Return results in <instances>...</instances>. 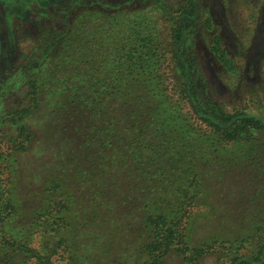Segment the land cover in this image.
Returning a JSON list of instances; mask_svg holds the SVG:
<instances>
[{"label": "rangeland", "instance_id": "rangeland-1", "mask_svg": "<svg viewBox=\"0 0 264 264\" xmlns=\"http://www.w3.org/2000/svg\"><path fill=\"white\" fill-rule=\"evenodd\" d=\"M145 37L159 59L146 86L165 96L123 95L82 121L83 72L114 73L119 45ZM183 47L202 103L264 125V0H0V264H264V130L212 134ZM119 105L118 139L103 120L117 129ZM158 214L176 240L151 251Z\"/></svg>", "mask_w": 264, "mask_h": 264}, {"label": "trees", "instance_id": "trees-1", "mask_svg": "<svg viewBox=\"0 0 264 264\" xmlns=\"http://www.w3.org/2000/svg\"><path fill=\"white\" fill-rule=\"evenodd\" d=\"M185 29V24L181 25L180 23L175 24L174 28V35L173 38L179 43H184L183 39V32ZM146 41L142 48L147 47L146 50L142 49L141 51H138V47L140 46V43L133 42L132 45L130 43H121L119 45V55L118 57L112 59L116 66V70L114 73L110 72L108 75L104 74H95V73H86L88 74V77H84V80L86 82H89L86 97L82 98L75 102V109H78V105L80 106V109L76 111L78 113V117L82 121L83 115H85V118L90 120L92 118L100 117L101 115H106L105 110L108 109L109 101H119L123 95H139L143 96L145 94H149L151 97H156L158 99L165 96L166 89L159 90V84L158 87H156V90L150 89L146 86V81L150 78L151 75L156 76L159 78L158 75L152 74L151 70H154V66H157L159 63V59L156 58L157 54H153V57L149 55V51L152 50V45L149 46V43L151 41L150 37H145ZM142 39H140V42ZM54 40L51 39V41L48 42L49 46L50 43H53ZM153 44V43H152ZM129 45V47H128ZM155 45V43H154ZM181 58L178 57L176 66L178 70L181 72V74L186 78V85H190V90L192 92V95L195 99V102L197 103L198 107L200 106V116L203 120L207 121L208 124L212 126V134H219L221 138L231 140L235 139L239 136L245 137L250 136L257 130H264V125L258 119L257 117L249 116L246 113L241 112H234L230 113L227 112L220 107L216 105H211L210 102H203L199 99L198 96V90L196 87V82L198 81V75L201 74L199 71V74L194 72V58L188 55L186 51V47H183L181 52ZM94 67V66H92ZM151 69V70H150ZM157 78V79H158ZM141 79H144L142 88H135L136 84L141 83ZM34 84L37 85L38 80L35 78L33 79ZM126 84V86H122V84ZM74 94H76L75 89H71ZM152 91L155 92L156 95L152 94ZM38 93V87L36 86L35 94ZM109 97L113 98L110 99ZM67 105H71L70 109L74 110V102L72 104L67 103ZM66 105V106H67ZM31 110V107L28 109L22 110L24 113L23 120L26 121V116H28V111ZM116 113L117 116V129H115V124L113 123L115 119H112L111 121H108L107 119L104 121V131L108 130L109 128L112 129V133H116V136L119 139V133L122 134V128L125 129L126 120L124 119V115L122 112V109L120 108V105L116 107ZM11 116L13 115V112L10 113ZM22 122L21 125V134L25 132L24 134L29 136L27 129V122ZM114 125V126H113ZM124 126V127H123ZM23 131V132H22ZM101 132V130H98ZM168 141H163L160 144H157L153 146L151 144V151L155 150V154H167V146ZM102 146L105 148L106 145L102 144ZM150 148V146H149ZM185 153V150H182ZM167 159L170 161V158L167 157ZM5 192V191H4ZM149 222L154 223V238L151 242L148 243L147 248L151 251H157V250H168L173 242L176 240V228H174V225H167L166 223V217L163 214L158 215H150L148 217ZM3 238V237H2ZM7 243H10V241H7ZM12 245V244H11ZM21 253L25 254L28 251V247L25 246V242H21ZM262 251L264 249V245L262 246ZM27 250V251H26ZM3 260L0 259V262ZM10 260L6 261L8 264ZM260 257H256L255 259H250V257L247 256H241L237 257L233 260L232 264H254L255 262H259ZM50 264V263H45Z\"/></svg>", "mask_w": 264, "mask_h": 264}]
</instances>
